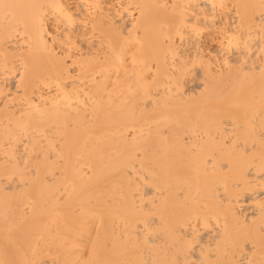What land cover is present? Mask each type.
I'll return each mask as SVG.
<instances>
[{"label":"bare ground","instance_id":"6f19581e","mask_svg":"<svg viewBox=\"0 0 264 264\" xmlns=\"http://www.w3.org/2000/svg\"><path fill=\"white\" fill-rule=\"evenodd\" d=\"M0 264H264V0H0Z\"/></svg>","mask_w":264,"mask_h":264}]
</instances>
